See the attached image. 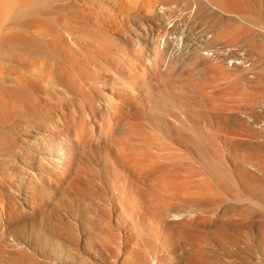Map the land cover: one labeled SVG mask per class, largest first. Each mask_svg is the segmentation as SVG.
Listing matches in <instances>:
<instances>
[{
	"label": "bare ground",
	"instance_id": "6f19581e",
	"mask_svg": "<svg viewBox=\"0 0 264 264\" xmlns=\"http://www.w3.org/2000/svg\"><path fill=\"white\" fill-rule=\"evenodd\" d=\"M0 264H264V0H0Z\"/></svg>",
	"mask_w": 264,
	"mask_h": 264
}]
</instances>
